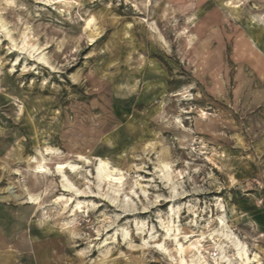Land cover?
I'll use <instances>...</instances> for the list:
<instances>
[{"label": "rangeland", "instance_id": "1", "mask_svg": "<svg viewBox=\"0 0 264 264\" xmlns=\"http://www.w3.org/2000/svg\"><path fill=\"white\" fill-rule=\"evenodd\" d=\"M0 18V264H181L175 235L184 264L219 246L240 264L232 242L264 264V0H0ZM98 158L122 193L74 215L56 166L84 189Z\"/></svg>", "mask_w": 264, "mask_h": 264}, {"label": "bare ground", "instance_id": "2", "mask_svg": "<svg viewBox=\"0 0 264 264\" xmlns=\"http://www.w3.org/2000/svg\"><path fill=\"white\" fill-rule=\"evenodd\" d=\"M95 21L96 20H95L94 16H92L86 22L87 28L92 29L94 27V29H92V32H91V36H90L91 39H93L97 35V32H98L97 31L98 29L96 28L97 25L95 24L97 21L96 22ZM0 24L2 25V27L5 28V24H3V21H1V18H0ZM89 33H90V31H89ZM22 48L25 49V50H28L27 52H29L30 55H32L35 58L36 61H40L41 63L45 62L46 64L48 63V61L46 59V56L44 54H40V53L36 54L37 53L36 46L29 44L26 35H25V40H24ZM23 49H22V51H23ZM45 154L47 156L53 155L54 157H57L59 155V152H58V150H55V149H52V148H46L45 149ZM78 159L80 161H82V162L91 163L89 158L87 156L83 155V154H79L78 155ZM98 160H99V164H98V166L96 168V175L94 176V175H92L90 173L89 175H86L83 178V180H84L83 182L85 184L84 189L77 187L75 185V183H73V181L71 180L72 176L75 179L76 178H81L80 177L81 174H82L81 168H83V167H81L80 164H76V163H72L70 161H67V162H63V163H58L57 166H56V171L55 172L57 173V175L59 177H61V185H62L63 190L66 191V192H69L71 194L74 193L75 194V198L77 199L76 200L77 201L76 205L72 209V212H73L74 215L76 213H78L79 211H81V209H82L81 204L83 203L81 201V199L83 197H99V190H102L105 187L108 188V191H111L114 194L115 198H118L121 195V193H122L120 191L121 190L120 186L123 183V180H124L123 178L124 177L122 176L120 170L115 169V168L112 169L109 166V164L106 161H104L102 158H98ZM46 162H47V158L44 157L43 158V162H39L35 166V170L34 171L38 175H40L42 177H47L48 175H51V169L48 167ZM164 168L167 170V172L171 171V166H170L169 163H164ZM169 174H166L165 177H164L166 181H168L170 179V177H169L170 175ZM90 177L92 179L94 178L93 179L94 182L91 181ZM166 178H168V180ZM170 183H172V179H171ZM91 185H94L97 188L98 191L95 192V190H92ZM64 196H65V194L63 196L59 197L57 200L65 199ZM29 199H30V203L38 204V202L40 200V196H34V195L30 194L29 195ZM71 199H72V196H71V198L69 200H71ZM65 208H67V207H65ZM223 225H224V223H223ZM164 228H165V231H166L165 236L166 235L167 236L171 235L170 234L171 233V227L166 225V226H164ZM177 230L179 231V229H177ZM230 238H232V237H230ZM230 238H228V236H227L226 238H224V240L225 241L228 240V242H229L231 240ZM174 240H175L174 242H176V244H177V248L176 249H177V252H178V254L180 256L181 264H184L185 262H187V259H186L187 255L192 253V251L185 247L184 243L181 241V239H179L178 235H175ZM224 240H223V242H225ZM219 243H221V241ZM232 243H231V247H230L229 251L231 252L232 250H236V258L235 259H237L240 264H251V262H259L260 261L259 260L260 256H259L258 253H255L253 258H251L250 254L248 253V250H246L244 247H240L239 245H236L235 243L234 244H232ZM191 247H193V246H191ZM219 247H220V250L222 251L221 255L223 254V256H221L218 259L216 258V260H214V262H212V263L208 262V260L205 259V257L202 255L201 249H198L199 257L196 258V256L193 255V258L195 256V258L197 259L195 262H194L195 258L193 259V264H234L235 262L233 261L231 256L226 253V250L224 251L223 249H221V246H219ZM163 249H165V248H163Z\"/></svg>", "mask_w": 264, "mask_h": 264}]
</instances>
